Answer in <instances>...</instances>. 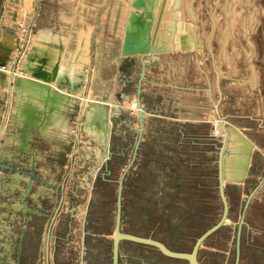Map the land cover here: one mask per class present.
Returning <instances> with one entry per match:
<instances>
[{
  "label": "rangeland",
  "instance_id": "1",
  "mask_svg": "<svg viewBox=\"0 0 264 264\" xmlns=\"http://www.w3.org/2000/svg\"><path fill=\"white\" fill-rule=\"evenodd\" d=\"M65 1L64 8L70 5L72 13L80 0ZM96 1L102 8L96 37L98 66L93 67L87 83L91 99L107 100L112 109L110 156L106 166L87 177L99 147L79 128L80 114L71 120V144L64 160L66 190L54 215L56 225L31 222L20 242L21 212L12 203L19 194L7 196L12 202L5 197L0 207V259L15 264L21 244L22 264H50L49 241L42 238L48 227L49 235L59 237L55 264H110L116 182L137 140V113L130 104L141 78L143 135L123 181L121 231L189 253L194 240L219 220L222 206L215 164L217 140L223 135L219 116L241 130L255 147L244 183L225 186L228 219L200 248L197 261L234 264L242 220L238 264H264V0H181L177 22H167L159 34L163 50L151 57L168 49L171 52L150 63L147 77L146 62L144 67L140 60L125 59L117 68L114 64L128 8L122 2L116 6L114 0ZM46 3L48 11L56 14L62 0ZM34 10L32 0H0V38L9 35L11 45L7 47L15 45L2 46L8 57L3 71L14 61L20 65L25 53L28 58ZM178 24L195 39L191 49L172 48L175 41L166 33H176L167 26ZM89 36L90 28L79 34L85 60ZM54 205L50 203L51 208ZM45 206L51 212L47 202ZM67 232L70 235L65 240ZM119 264L186 263L121 243Z\"/></svg>",
  "mask_w": 264,
  "mask_h": 264
},
{
  "label": "crops",
  "instance_id": "2",
  "mask_svg": "<svg viewBox=\"0 0 264 264\" xmlns=\"http://www.w3.org/2000/svg\"><path fill=\"white\" fill-rule=\"evenodd\" d=\"M88 1L75 2L74 11L71 13L70 5L64 8L63 2L66 1L62 0L60 9L54 14L55 10L48 11L46 0H36L38 6L35 3L34 6L37 13L31 16L28 32L30 36L27 37L30 54L28 58L24 54L15 71L22 79L48 86L50 93H60L78 101L49 104L27 95L24 91H12L9 96L8 74L12 65L8 66L7 71H3L8 57L2 46L13 48L15 45L12 42L13 47H7L11 45L9 35L4 34L0 38V207L5 197L19 194V198H14L13 202L8 197L6 199L21 212L24 228L20 242L26 238L25 228L31 222L43 223L48 227L52 225V228L57 223L54 215L64 201L63 194L66 190L65 150L71 144V120L75 121L80 114V101L88 95L90 101L106 103L109 106L107 100H92L88 92L87 81H90L93 67L98 66L96 37L101 29L98 19L102 11L101 7L96 6V0L89 4ZM89 28L88 55L92 62L91 72V63L88 71L86 63L81 60L84 43H79V34ZM168 52L171 51L168 49L152 59L143 58V67L147 64L146 77L150 63L159 60ZM118 55L119 53L114 57L116 68L124 61L119 60ZM127 60L137 62L139 58ZM87 102L89 101L86 100ZM58 195V200H53ZM46 202L51 212L47 210ZM51 202L55 204L52 208ZM48 227L42 238L49 241L50 264H55V244L59 237L49 235ZM67 238L65 236V240ZM20 252L21 244L15 255V264H22Z\"/></svg>",
  "mask_w": 264,
  "mask_h": 264
},
{
  "label": "water",
  "instance_id": "3",
  "mask_svg": "<svg viewBox=\"0 0 264 264\" xmlns=\"http://www.w3.org/2000/svg\"><path fill=\"white\" fill-rule=\"evenodd\" d=\"M165 1V0H163ZM35 6L38 4L35 0ZM177 3V1H176ZM159 13L157 15V8ZM163 2L160 4V0H131L130 11L126 19V25L124 30V36L121 42L119 50V60L139 58L143 64V58L149 54H157L161 50L159 46L155 45V37L159 26L161 17V11ZM37 12H35L36 14ZM156 20V22H155ZM154 28V29H153ZM168 30H173V26L167 27ZM178 31L180 27L178 26ZM154 30L153 35L151 32ZM17 62L12 64L9 74V86L8 94L11 95L12 91L22 92L27 95L34 96L39 100H44L49 104H58L61 102H68L70 100L78 101L75 98L62 95L60 93H50V89L46 85H41L28 79H22L19 76H14ZM141 78L139 79L135 90V101L137 108V123L138 133L137 140L134 145L133 153L129 163L120 175L117 183L116 201H115V217L113 227V238L111 241V262L110 264H119L120 257V245L121 243H130L132 245L141 246L146 249L156 251L158 254L166 259L172 261L184 262L186 264H198L197 254L200 248L206 244V242L219 232L225 222L228 219V204L225 197L226 185H240L244 183L254 151V144L247 138V136L238 128L225 122L222 118L217 116L219 126L223 132L220 140H217L219 147L216 148V179L217 189L219 194V200L222 206V212L219 220L205 230L199 237L194 240L189 253L175 252L167 248L164 244L156 241L150 237H141L121 231V214H122V191L123 181L131 168L140 142L143 135V119L144 113L141 108ZM81 102L80 117L83 118V122L79 124V128L87 135L89 142H95L98 145V153L96 161L91 163L87 172V177H91L96 169L102 165L106 166L109 152L110 141V128H111V113L112 109L106 103H99L96 101L85 102V97ZM1 133V132H0ZM213 139V137H210ZM249 200L246 202L248 205ZM245 206V207H246ZM241 220L237 230L236 238V255L234 264L239 262V236Z\"/></svg>",
  "mask_w": 264,
  "mask_h": 264
},
{
  "label": "bare ground",
  "instance_id": "4",
  "mask_svg": "<svg viewBox=\"0 0 264 264\" xmlns=\"http://www.w3.org/2000/svg\"><path fill=\"white\" fill-rule=\"evenodd\" d=\"M33 1V4H34V1L35 0H32ZM177 1V3H176ZM115 2V5H119L121 2L124 4V6L126 8H128V11H127V14H126V17H125V24H124V28H123V32H122V39H123V36H124V30H125V25H126V19H127V16H128V13L130 11V2L131 0H114ZM163 2V7H162V11H161V17H160V21H159V26H158V29H157V33H156V37H155V45L156 46H159L161 48V50H163L164 47H162L160 45V43L158 42L159 40V34L160 32L162 31V28H163V25H165L167 22H173V23H176L177 22V18H178V11H177V8L180 6V2L181 0H160V4ZM161 8V6L159 5V7L157 8V15L159 13V9ZM172 15H169L170 14V10H172ZM180 9V8H179ZM125 10V8H124ZM180 12V11H179ZM33 13H35V10L33 11ZM125 13V12H124ZM122 14V13H121ZM169 16V17H167ZM170 16H172L170 18ZM170 18V19H168ZM156 22V20H155ZM178 26L180 27V30L178 31ZM169 27V26H167ZM154 29V28H153ZM175 34H170V33H166V35L170 36L171 35V38H172V41H175V45L174 47H172L174 50H186L188 48H192L196 45V42L194 41L195 39L192 37V35L189 33L188 30H186L185 28H183V26L181 24H178L177 26H173V30ZM153 32L154 30L151 32V34L153 35ZM90 38V36H89ZM122 39H121V42H122ZM89 39H88V43L89 44ZM90 45V44H89ZM120 46H121V43H120ZM90 47V46H89ZM90 50V48H88ZM87 49V50H88ZM120 50V48H119ZM87 52V51H86ZM89 52V51H88ZM152 54H149L148 56H145V57H151ZM17 57V56H16ZM120 57V56H119ZM29 60V59H28ZM82 60L85 61L86 65H87V69L89 71V65L91 63V70L90 72L92 71V62L90 61V58H89V55L88 57H86V60L82 58ZM42 62V61H41ZM22 63V62H21ZM10 71H11V68H10ZM10 71H9V74H10ZM16 71V70H15ZM9 74H8V79H9ZM14 76H17L15 73H14ZM10 81V80H9ZM86 82V81H85ZM85 87V86H84ZM89 92V91H88ZM86 100H89L88 99V95L87 97H85V102ZM83 101V100H82ZM80 106V105H79ZM130 108L134 109L137 113V108H136V101H135V98L134 100H132L131 104H130ZM137 116V115H136ZM218 124V122H217Z\"/></svg>",
  "mask_w": 264,
  "mask_h": 264
},
{
  "label": "flooded vegetation",
  "instance_id": "5",
  "mask_svg": "<svg viewBox=\"0 0 264 264\" xmlns=\"http://www.w3.org/2000/svg\"><path fill=\"white\" fill-rule=\"evenodd\" d=\"M70 231H71V229L69 228V232H70ZM69 232H67V234H66V236H68V237H69V235H70ZM70 233H71V232H70ZM119 258H120V257H119ZM0 263H1V264H5L1 259H0Z\"/></svg>",
  "mask_w": 264,
  "mask_h": 264
},
{
  "label": "built area",
  "instance_id": "6",
  "mask_svg": "<svg viewBox=\"0 0 264 264\" xmlns=\"http://www.w3.org/2000/svg\"><path fill=\"white\" fill-rule=\"evenodd\" d=\"M14 62H15V61H14ZM14 62H13V63H14ZM16 62H17V61H16Z\"/></svg>",
  "mask_w": 264,
  "mask_h": 264
}]
</instances>
